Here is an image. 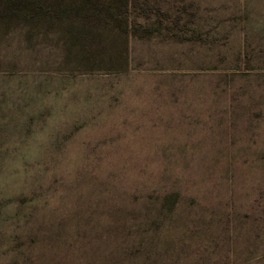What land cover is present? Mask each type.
<instances>
[{"label":"rangeland","instance_id":"obj_1","mask_svg":"<svg viewBox=\"0 0 264 264\" xmlns=\"http://www.w3.org/2000/svg\"><path fill=\"white\" fill-rule=\"evenodd\" d=\"M0 264H264V0H0Z\"/></svg>","mask_w":264,"mask_h":264}]
</instances>
